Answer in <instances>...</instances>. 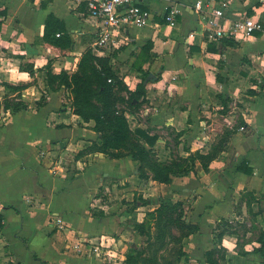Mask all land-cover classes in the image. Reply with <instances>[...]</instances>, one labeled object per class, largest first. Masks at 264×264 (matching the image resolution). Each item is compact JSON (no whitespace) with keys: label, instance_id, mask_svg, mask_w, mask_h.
Returning a JSON list of instances; mask_svg holds the SVG:
<instances>
[{"label":"crops","instance_id":"obj_1","mask_svg":"<svg viewBox=\"0 0 264 264\" xmlns=\"http://www.w3.org/2000/svg\"><path fill=\"white\" fill-rule=\"evenodd\" d=\"M198 1L142 0L151 12L150 23L127 26L118 37L119 43L121 37L127 39L132 67L148 41L153 48L144 70L149 71L151 59L164 66L138 109L126 113L132 129L157 135L156 153H167L174 136L179 149L188 141L182 154H189L197 149L193 136L199 133L210 136L198 148L207 153L217 136L231 131L224 155L210 162L209 172L198 163L189 175L165 184L141 179L130 156L116 159L89 151L93 142L101 143L94 121L84 122L74 113L70 90L47 86L42 69L49 60L56 74L73 73L85 49L93 47L101 23L90 16L86 1L0 0V264H40L32 251L51 264H106L105 251L116 255L135 244L128 226L121 224L124 217L109 214L113 192L120 184L142 180L157 184L162 195L169 186V197L187 202L186 219L198 226L184 239L193 263L209 264L205 253L215 246L224 250L214 257L220 264L254 259L264 231V30L247 38L209 40L206 27L208 13L223 2L228 3L226 18L255 15L264 23V0H201L205 12L195 8ZM173 6L179 13L169 23L165 16ZM50 14L65 22L71 34L68 53L37 43ZM22 63H33L35 73L21 70ZM141 76L132 84L127 81L130 90ZM2 82L26 85L21 96L27 109L4 110L6 96L20 98ZM220 94L229 99L226 106Z\"/></svg>","mask_w":264,"mask_h":264},{"label":"trees","instance_id":"obj_2","mask_svg":"<svg viewBox=\"0 0 264 264\" xmlns=\"http://www.w3.org/2000/svg\"><path fill=\"white\" fill-rule=\"evenodd\" d=\"M59 34V35H58ZM37 43L49 48L58 54H65L71 50L73 39L67 30L65 22L57 18L54 14L48 15L45 22L44 34L37 39ZM153 43L148 41L141 47L139 54L133 62V67L142 73L141 81L137 83L134 90H130L125 85L123 78L114 68L111 55H97L92 46H88L82 53L78 63L77 70L73 73L62 70L56 74L53 71L52 60L42 69L46 75L47 86L51 90L66 88L70 90L72 95V108L75 114L79 115L82 121H94L93 129L97 132L101 143L93 142L88 150L91 152H101L107 154L110 158H123L130 156L139 163L138 176L141 179H153L160 183L170 184L174 177H183L189 175L195 170V162L193 156L181 162L173 161L164 163L156 158L154 146L157 141V135H151L149 130L142 128L132 129L130 122L126 116L127 109L121 108L120 104L126 103L131 111H135L140 106L141 99H145L147 87L160 79L164 66H161L159 72L146 71L143 65L147 61ZM21 70L29 72L31 75L35 73L33 63H22ZM111 80V81H109ZM7 89L12 92L18 91V100L11 99L8 96L4 99V110L18 112L28 108L27 103L22 99L21 91L26 85H11L2 82ZM122 90H127L128 97L125 99ZM254 93L253 90H248ZM226 106L229 100L224 94L219 95ZM231 137V131L225 132V135L219 140L218 144H213L207 153H198L201 165L205 172H209V164L225 151ZM242 168V165L239 166ZM247 173H251L250 168H245ZM134 208L145 205L144 201L134 200ZM180 210L175 216V211ZM184 204L180 201L170 203L167 200L162 201L160 205L149 212L153 216L158 226L165 220L167 225L176 226L180 231V238L183 240L198 230V226L188 222L183 218ZM3 216L0 214V228ZM146 220L137 222L135 230L140 235H148ZM224 225L228 223L224 222ZM223 232L216 234L221 241ZM259 241L261 246L254 250V253L262 257L264 264V231L261 233ZM132 249V248H131ZM135 250V247L133 248ZM138 249V248H136ZM224 252L221 247H214L205 253L206 262L209 264H220L216 254L222 255ZM35 260L40 264H51L42 260L33 252ZM142 254L143 252H140ZM133 257L129 255L127 262ZM224 259V258H223Z\"/></svg>","mask_w":264,"mask_h":264},{"label":"rangeland","instance_id":"obj_3","mask_svg":"<svg viewBox=\"0 0 264 264\" xmlns=\"http://www.w3.org/2000/svg\"><path fill=\"white\" fill-rule=\"evenodd\" d=\"M96 33H93L90 36V39L95 37ZM121 41L119 43V46L114 50L113 54L111 55V62L114 66V68L119 72L120 77L123 78L125 85L127 86V81L131 84L134 82H137V80L141 76L136 72V70L132 67L130 64L131 62V54H130V47L127 45V39L125 37L120 38ZM86 41V40H85ZM87 44V42H86ZM128 49V50H127ZM154 64V60L151 59L150 63L147 64V68L149 71L152 72H159L161 65L160 64ZM122 94L124 95L125 99L127 100L128 92L127 90H122ZM121 108H125L128 111H131L132 109L128 107L126 103L120 104ZM224 112V110H221ZM222 113H220L221 115ZM204 126V125H203ZM219 129V127H218ZM203 130L202 132H204ZM224 131L222 134L217 136V140L214 141L213 144H218L219 140L225 135ZM172 134V132L170 131ZM194 142L193 147H197L195 151H190L189 154H186L183 152L182 154V148L187 147L188 141H183L182 148L179 149V140L176 138L174 140V136H171L172 141L169 142L170 150L166 153H156V158L164 163H170L173 161L185 163L184 160L188 157L193 156L194 162H195V168L198 163L201 164V160L198 157V153H202L198 148L203 149L208 138L210 136H201V134L194 135ZM202 146V147H201ZM181 151V154H180ZM224 152H222L218 157L220 158L223 156ZM138 165L135 167L137 168L138 173ZM133 168L131 170L133 171ZM204 170V169H203ZM118 180V179H116ZM146 180V179H145ZM143 181V180H142ZM140 181V183L135 185H129L127 183L120 184L117 187V190L113 192V196L111 197V201L109 202L111 208L109 209V214L111 215H117V216H123L122 218V225L126 224L125 226H128V232L132 235L130 238L134 241L135 244L132 246L130 243L127 244V247L124 248V251L116 250L115 257L107 258L106 264H195L193 263L194 258H189V253L185 249V243L184 239L182 240L180 238V231L176 226L167 225L166 221L164 220L160 226L157 225V221L155 220L153 216L149 215V212L154 211L162 201H168L170 203L178 202L180 200L173 199L169 197L168 195V188L167 186L165 188L166 195H162L161 190L158 189L157 184H147L146 182ZM148 181V180H147ZM192 199L194 198L192 195L190 196ZM190 198V199H191ZM191 199V200H192ZM134 200L144 201L145 205L142 207L134 208ZM184 204V211L182 213L183 218H187L186 211L188 208L186 207L187 202L180 201ZM190 204V203H189ZM178 212H181L180 210L175 211V216ZM146 220V226L148 235H140L135 230V224L137 222H143ZM187 220V219H186ZM125 222V223H124ZM189 222V221H188ZM117 234V235H116ZM115 237L116 239L120 238V234L116 233ZM258 234V233H257ZM125 237H127V231L125 232ZM135 247V250L133 249ZM132 248V249H131ZM138 248V249H136ZM143 252L142 254L139 253ZM119 253L122 254L119 258ZM129 255L132 258V260H129L127 262V257ZM221 256V255H220ZM223 259V258H219ZM225 259V258H224ZM206 260V259H205ZM224 264L226 263V260H222ZM250 264H262V257L255 253L254 259L250 258Z\"/></svg>","mask_w":264,"mask_h":264},{"label":"built area","instance_id":"obj_4","mask_svg":"<svg viewBox=\"0 0 264 264\" xmlns=\"http://www.w3.org/2000/svg\"><path fill=\"white\" fill-rule=\"evenodd\" d=\"M87 9L92 18L101 23L98 36L93 43V48L101 55H110L119 45L118 37L121 36L120 30L123 28L134 27L144 28L151 19V12L141 6L142 0H85ZM228 3L223 2L220 7L213 8L209 14L206 33L209 40H220L224 37L247 38L254 35L255 32L264 30V23L260 17L255 15L245 16L230 20L225 17L224 9ZM201 0L196 2L195 8L201 12L203 10ZM179 11L176 7H171L165 19L169 23L176 20ZM59 35V34H58ZM111 81V80H109ZM244 130V127L241 128ZM57 223L62 225V221L58 219ZM90 251H100L96 247H91ZM107 258L115 257V254L109 250L104 252Z\"/></svg>","mask_w":264,"mask_h":264}]
</instances>
